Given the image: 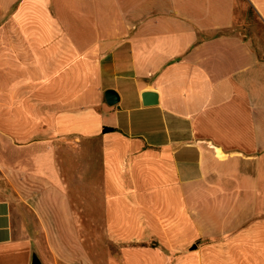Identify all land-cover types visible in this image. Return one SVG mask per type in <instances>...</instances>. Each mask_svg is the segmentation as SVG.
Returning <instances> with one entry per match:
<instances>
[{"label":"crops","instance_id":"1","mask_svg":"<svg viewBox=\"0 0 264 264\" xmlns=\"http://www.w3.org/2000/svg\"><path fill=\"white\" fill-rule=\"evenodd\" d=\"M0 264H264V0H0Z\"/></svg>","mask_w":264,"mask_h":264},{"label":"water","instance_id":"2","mask_svg":"<svg viewBox=\"0 0 264 264\" xmlns=\"http://www.w3.org/2000/svg\"><path fill=\"white\" fill-rule=\"evenodd\" d=\"M105 97L109 105H114L119 101V96L114 90H107Z\"/></svg>","mask_w":264,"mask_h":264}]
</instances>
